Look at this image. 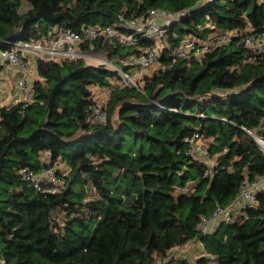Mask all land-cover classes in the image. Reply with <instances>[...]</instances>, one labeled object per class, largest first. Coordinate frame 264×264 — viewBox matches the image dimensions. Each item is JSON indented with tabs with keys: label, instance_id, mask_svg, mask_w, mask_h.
<instances>
[{
	"label": "trees",
	"instance_id": "trees-1",
	"mask_svg": "<svg viewBox=\"0 0 264 264\" xmlns=\"http://www.w3.org/2000/svg\"><path fill=\"white\" fill-rule=\"evenodd\" d=\"M152 9L186 14L167 27L158 69L136 87L110 91L103 123L89 121L90 87L120 78L81 59L38 60L30 101L0 109L6 264H157L193 239L202 246L194 263L167 264H264V191L247 220L207 234L196 229L216 203L228 206L244 181L264 176L254 139L264 140V54L240 42L248 30H264V0H0V51L9 40L37 41L52 26H111L135 45L100 38L90 51L120 64L155 43L118 17L129 21ZM230 31L238 35L198 58H173L185 40ZM194 133L210 142L211 169L184 153ZM60 163L69 173L54 194L36 192L19 173Z\"/></svg>",
	"mask_w": 264,
	"mask_h": 264
},
{
	"label": "built area",
	"instance_id": "built-area-1",
	"mask_svg": "<svg viewBox=\"0 0 264 264\" xmlns=\"http://www.w3.org/2000/svg\"><path fill=\"white\" fill-rule=\"evenodd\" d=\"M205 1V0H202ZM184 11L168 12L164 10H149L146 15L132 20H126L123 16L118 17L120 25L143 38L152 40L155 44L162 42L167 37V27L173 21L184 16ZM238 35L236 31L226 32L219 36H210L206 39L191 38L185 40L173 51L174 59L198 58L203 53L212 50L216 46L229 43ZM100 38L116 39L122 46H134L136 39L130 34H120L111 26H88L82 25L78 31L66 28L62 29L52 26L45 36L37 41H6L9 49L0 51V72H5L11 67L18 70V78L15 80V86L21 101L19 103H28L31 99L32 82H29L32 72L31 64H37L38 60L44 61H62L83 60L87 65L104 66L117 73L120 85H130L136 87L134 82L135 73L139 71L157 70L159 67V57L161 50L157 45L139 48L138 52L120 60V64L114 65L105 55H94L90 50L92 44ZM240 42L251 49L254 53L264 54V30L261 32H246L242 35ZM88 45L89 50L83 49ZM127 67L125 71L123 68ZM148 75V74H145ZM106 112L101 101L94 99L91 106L89 121L92 123H103ZM1 119V118H0ZM264 153V140L254 138ZM184 153L191 159L202 162V155H205L209 148V141L198 133L184 140ZM211 169V168H210ZM21 179L27 183L33 190L42 194H54L59 192L65 184V178L68 172L62 169L59 164L45 168L41 171H34L28 166L20 169ZM210 174L207 171V174ZM264 191V176L254 181H244L238 190L236 197L231 203L223 207L215 204L214 212L211 216L201 217L196 229L201 234H207L211 231L214 222L235 223L237 220H247V212L254 209L257 205L256 195ZM239 204V210H232L233 206ZM192 241L186 244L189 245ZM180 249L173 248L169 250L167 256L158 261L157 264H167L168 261L176 259L179 256ZM0 264H6L3 259Z\"/></svg>",
	"mask_w": 264,
	"mask_h": 264
},
{
	"label": "crops",
	"instance_id": "crops-1",
	"mask_svg": "<svg viewBox=\"0 0 264 264\" xmlns=\"http://www.w3.org/2000/svg\"><path fill=\"white\" fill-rule=\"evenodd\" d=\"M158 44H161V42H158L155 45H157V47L162 49L163 45L159 46ZM31 66H32V72H31V77L29 79V82H32V81L36 80V78H37L36 66L34 64L33 65L31 64ZM153 70L152 69L148 70V75H151V73L154 72ZM155 71H156V69H155ZM16 78H18V70L16 67H11L9 70H7L5 72H0V109L3 107L15 106L16 104H18L21 101V97H20L19 92L17 91V88L15 86ZM115 83H113V85H111L110 89L106 88L107 90H109V92L108 91L106 92L101 88H98L97 89L98 91L92 93L93 99H96V100H99L102 102L103 97H105L106 94L110 93V91L112 89L122 86L119 84V82H115ZM102 104H103V102H102ZM104 105L105 104H103V107H104ZM202 156H204L205 158H207V157L210 158V160H213V164H214L215 159H213L214 157H209L208 151L205 155H202ZM41 159H42L43 163H45V164L49 163L48 162V156L46 154H43ZM201 163H203L204 165L207 166V164L205 163V160L202 159ZM59 166L69 173V171H68L69 169L64 164L60 163ZM45 168H48V167L43 166V168L40 169L39 171H41ZM239 209H240L239 204L237 206L232 207V210H235V211H237ZM221 223H223V222H214L212 227H211V231L208 233L214 232L218 228L219 224H221ZM190 241H192V242L186 246V244ZM190 241H188L185 244V246L183 247L185 249L188 248L187 249L188 251L183 252L181 255H179L176 258V260H185V261H188L190 263H194L202 255L201 244L195 239L190 240ZM175 248H177V247H175Z\"/></svg>",
	"mask_w": 264,
	"mask_h": 264
},
{
	"label": "rangeland",
	"instance_id": "rangeland-1",
	"mask_svg": "<svg viewBox=\"0 0 264 264\" xmlns=\"http://www.w3.org/2000/svg\"><path fill=\"white\" fill-rule=\"evenodd\" d=\"M164 43H161V44H158L159 46H162ZM94 54V53H93ZM95 55V54H94ZM112 62H113V64L114 65H117L118 63V61L116 60V59H110ZM153 70V69H152ZM154 71V70H153ZM145 74H148V71H139V72H136L135 73V78H134V82H135V84L137 85L139 82H140V80H141V78L145 75ZM152 74V73H151ZM115 82H118V80L117 81H113V83H115ZM113 83H112V85H113ZM116 84V83H115ZM91 88V90H92V92H96V91H98L97 89H98V87H90ZM101 89H103L104 91H108L109 92V90H107V89H110V87H108L107 89L106 88H101ZM108 97H109V93L108 94H106L105 95V97H103V100H102V102H103V104H106V102H107V100H108ZM205 160V163L207 164V166H209L210 168L213 166V160H210V158H205L204 156H202V158H201V160ZM214 159V158H213ZM69 171V170H68ZM61 215H59L58 217H56L57 218V220H60V217ZM190 247V246H189ZM179 249H180V251L178 252L179 253V255H181L183 252H187L188 250V248H183V247H178ZM197 252V251H196Z\"/></svg>",
	"mask_w": 264,
	"mask_h": 264
}]
</instances>
